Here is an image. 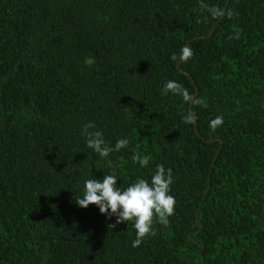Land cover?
Segmentation results:
<instances>
[{
	"label": "trees",
	"instance_id": "1",
	"mask_svg": "<svg viewBox=\"0 0 264 264\" xmlns=\"http://www.w3.org/2000/svg\"><path fill=\"white\" fill-rule=\"evenodd\" d=\"M89 122L129 145L100 157ZM158 164L175 210L139 247L76 203L86 179ZM0 264H264V0H0Z\"/></svg>",
	"mask_w": 264,
	"mask_h": 264
},
{
	"label": "clouds",
	"instance_id": "2",
	"mask_svg": "<svg viewBox=\"0 0 264 264\" xmlns=\"http://www.w3.org/2000/svg\"><path fill=\"white\" fill-rule=\"evenodd\" d=\"M209 12L213 17L224 15V12L217 8H210ZM192 55V50L184 47L181 50L180 59L187 61ZM169 93L181 96L185 103H204L202 100L197 101L187 88L182 87L175 80H168L164 84L162 94L168 95ZM196 119L193 112L183 117L186 124H193ZM223 122V116H217L209 122V126L216 129ZM95 127L94 122H89L84 125L81 134L86 137L87 147L102 158L109 157L112 152L119 151L130 143L127 138L118 139L113 147L105 140L102 131L91 130ZM132 159L141 167H147L151 158L134 151ZM117 181L118 178L114 173L104 175L102 179H86L83 196L76 199V203L82 208L95 204L101 214L109 218L116 216V223L132 221L136 230V238L132 242V247H139L147 236L156 234L153 228L154 217H158L161 223H167V218L174 213L176 200L171 194V186L174 183L173 171L171 168H165L163 164H158L150 180L140 178L127 187L118 186Z\"/></svg>",
	"mask_w": 264,
	"mask_h": 264
},
{
	"label": "water",
	"instance_id": "3",
	"mask_svg": "<svg viewBox=\"0 0 264 264\" xmlns=\"http://www.w3.org/2000/svg\"><path fill=\"white\" fill-rule=\"evenodd\" d=\"M188 47V46H187ZM182 60L178 63V67L180 68V66L182 65ZM192 106V105H191Z\"/></svg>",
	"mask_w": 264,
	"mask_h": 264
}]
</instances>
